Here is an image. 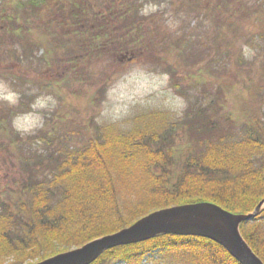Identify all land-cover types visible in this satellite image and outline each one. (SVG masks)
Masks as SVG:
<instances>
[{
	"label": "trees",
	"instance_id": "obj_1",
	"mask_svg": "<svg viewBox=\"0 0 264 264\" xmlns=\"http://www.w3.org/2000/svg\"><path fill=\"white\" fill-rule=\"evenodd\" d=\"M134 2L2 0L0 48L8 58L18 56L19 51L27 58L31 53V62L42 49L45 63L52 61L63 69L56 78L85 76L91 70L95 76L94 70L105 63L125 55L141 56L156 47L152 32L157 26L148 22L151 16L139 17ZM250 4V0H214L209 14L217 22L216 43L226 35H236L235 23L253 11ZM203 7L209 10V5ZM166 40L163 44L167 45ZM186 47L188 51L190 45ZM4 75L18 86L20 76ZM219 115L204 122L202 130L194 122L188 124L200 145L187 149L185 164L177 174L172 171L174 152L163 146L167 141L141 128L127 133L109 130L104 137L90 140L78 154H68L52 182L64 187L61 199L52 200L49 191L36 184L18 206L24 224L13 227L14 215L0 214V264H34L174 205L211 201L235 213L254 211L264 199V120L259 112L250 114L248 128L253 126L255 133L246 131L243 138H231L235 125L224 124L225 118L218 119ZM243 129H247L245 124ZM131 169L143 187L129 193L131 202L121 203L120 187L128 182L126 174ZM241 231L264 261V207L253 221L241 225ZM174 251L200 264H241L210 238L171 233L106 250L91 264H141L153 254Z\"/></svg>",
	"mask_w": 264,
	"mask_h": 264
},
{
	"label": "rangeland",
	"instance_id": "obj_2",
	"mask_svg": "<svg viewBox=\"0 0 264 264\" xmlns=\"http://www.w3.org/2000/svg\"><path fill=\"white\" fill-rule=\"evenodd\" d=\"M209 2L137 0L139 17L151 16L148 22L157 26L152 32L156 47L105 63L94 70L95 76L91 70L85 76L56 78L63 69L45 63L42 49L31 62V53L25 58L19 51L20 56L8 58L0 48V214L14 215L13 227L24 224L18 206L29 188L42 184L52 200L61 199L64 187L52 182L65 157L109 130L155 133L167 141L164 147L172 148L176 174L187 149L200 145L189 123L202 130L204 122L220 114L224 124L235 125L231 138L255 133L247 123L252 113L259 112L264 120V7H259L264 0H250L253 11L243 21L239 18L236 35H226L221 43L214 41L217 22L209 14L214 0ZM2 58L8 61L1 63ZM4 73L20 76L18 86ZM126 175L121 203L131 202V192L143 187L132 169ZM141 264L200 263L174 251L153 254Z\"/></svg>",
	"mask_w": 264,
	"mask_h": 264
},
{
	"label": "water",
	"instance_id": "obj_3",
	"mask_svg": "<svg viewBox=\"0 0 264 264\" xmlns=\"http://www.w3.org/2000/svg\"><path fill=\"white\" fill-rule=\"evenodd\" d=\"M263 205L264 199L249 213H235L211 201L161 208L121 230L34 264H91L106 250L146 241L166 233L207 237L224 246L241 264H264L241 231V225L253 221Z\"/></svg>",
	"mask_w": 264,
	"mask_h": 264
}]
</instances>
